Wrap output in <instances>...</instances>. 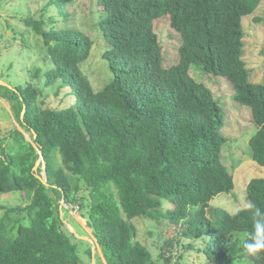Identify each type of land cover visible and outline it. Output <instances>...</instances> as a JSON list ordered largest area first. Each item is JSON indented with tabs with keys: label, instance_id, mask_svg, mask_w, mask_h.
I'll list each match as a JSON object with an SVG mask.
<instances>
[{
	"label": "trees",
	"instance_id": "obj_1",
	"mask_svg": "<svg viewBox=\"0 0 264 264\" xmlns=\"http://www.w3.org/2000/svg\"><path fill=\"white\" fill-rule=\"evenodd\" d=\"M68 2L49 0L45 10L56 8L67 20ZM261 2L97 0L104 14L100 29L110 45L103 58L114 76L99 92L82 70L93 49L87 34L25 19L53 66L44 73L46 84L70 88L78 101L48 109L36 85H0V98L12 104L20 127L31 135L29 140L14 129L0 138V198L20 193L27 203L0 206V264H82L62 201L88 221L107 264H156L137 241L134 221L141 218L167 220L188 249L194 241L207 242L204 264H264V253L247 256L242 247V237L252 232L250 209L231 214L215 208L209 216L212 201L235 190V178L221 158L230 141L222 132L226 111L191 75V67L201 65L231 83L235 101L252 111V158L264 167V83L250 79L243 26ZM164 17L181 40L179 62L167 68L155 30ZM42 73L36 70L33 78ZM41 157L44 164L35 171ZM246 191L249 202L264 209V178L252 179ZM163 201L173 209L163 212ZM175 244L169 239L162 245L165 264L172 261L166 250ZM88 253L92 259V249Z\"/></svg>",
	"mask_w": 264,
	"mask_h": 264
},
{
	"label": "rangeland",
	"instance_id": "obj_2",
	"mask_svg": "<svg viewBox=\"0 0 264 264\" xmlns=\"http://www.w3.org/2000/svg\"><path fill=\"white\" fill-rule=\"evenodd\" d=\"M48 3L49 0H0V85L14 89L32 83L43 93L39 102L44 103V108L62 110L76 104L78 98L71 94L70 88L59 89L57 85L46 84L44 73L53 66L46 57V47L40 44V36L33 28L26 27L25 19L32 17L37 21L41 20L45 22L46 29L52 27L56 30L76 29L91 38L92 53L89 60L83 64L82 70L96 92L103 90L114 79L109 62L103 58L110 45L105 41L100 29L104 14L98 11L97 0H69L64 8L65 14L68 15L67 20L56 8L45 10ZM52 16L56 17L53 23L50 22ZM243 26L246 33L245 62L251 73L250 79L255 84H262L264 83V0L252 16L243 19ZM155 30L160 39L164 66L167 68L177 64L181 40L180 35L172 29L170 18L157 20ZM36 70L43 71L39 79L33 78ZM191 75L197 82L205 83L210 88L226 111V125L222 132L230 141L223 146L221 158L235 178V190L214 199L209 216L214 217L215 208H223L235 214L247 208L249 203L246 185L252 179L264 178V167L253 161L250 147V140L257 132V127L252 121V111L235 101V91L224 77L207 73L201 65H193ZM14 129L22 131L29 140L31 139V135L20 127L12 104L0 98V138L8 137ZM26 205L20 193H12L0 198V206L18 208ZM63 209L62 216L66 223L76 231L75 236L71 238L73 243L78 245L82 264H93V259L88 253L89 249H92L93 257V244L91 241L84 239L80 241L78 238L92 239L97 246L96 264H107L94 237V231L88 227V221L73 206L63 205ZM169 209H173V205L163 201V212ZM4 213L0 210V218ZM134 224L138 231L137 241L151 251L156 264H165L160 259V254L162 245L169 239H175L176 243L174 250H166L172 257L171 264L206 262L201 251L207 242L194 241L193 248H186L185 245L189 242L182 241L178 228L170 225L167 220L154 221L141 218L136 219ZM67 228L71 231L68 225ZM238 238L235 236L233 241ZM242 238L245 239L244 236ZM233 264L252 263L241 259Z\"/></svg>",
	"mask_w": 264,
	"mask_h": 264
},
{
	"label": "clouds",
	"instance_id": "obj_3",
	"mask_svg": "<svg viewBox=\"0 0 264 264\" xmlns=\"http://www.w3.org/2000/svg\"><path fill=\"white\" fill-rule=\"evenodd\" d=\"M247 208L251 210L252 232L242 241V247L245 255L256 256L264 253V209L251 201Z\"/></svg>",
	"mask_w": 264,
	"mask_h": 264
},
{
	"label": "water",
	"instance_id": "obj_4",
	"mask_svg": "<svg viewBox=\"0 0 264 264\" xmlns=\"http://www.w3.org/2000/svg\"><path fill=\"white\" fill-rule=\"evenodd\" d=\"M24 114H25V111L23 112L22 117L24 116ZM42 163L44 164L43 157H41L40 160L37 162L36 167H35V171H38V169L40 168V166H41ZM42 177H43L42 180L46 183V175L45 176L43 175ZM63 205H65V202L64 201H62V203H61V212L62 213H63ZM67 225L71 228V232L74 233V234H76V231L71 227V225H69V224H67ZM81 239H84L85 241H91V243L93 244V257H92V259H93V264H96V262H95V255H96V252H97V246H96V244L90 238H81Z\"/></svg>",
	"mask_w": 264,
	"mask_h": 264
}]
</instances>
